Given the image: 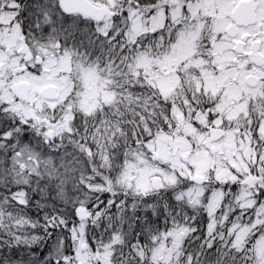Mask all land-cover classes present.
Returning <instances> with one entry per match:
<instances>
[{
	"label": "snow or ice",
	"instance_id": "snow-or-ice-1",
	"mask_svg": "<svg viewBox=\"0 0 264 264\" xmlns=\"http://www.w3.org/2000/svg\"><path fill=\"white\" fill-rule=\"evenodd\" d=\"M0 264H264V0H0Z\"/></svg>",
	"mask_w": 264,
	"mask_h": 264
}]
</instances>
